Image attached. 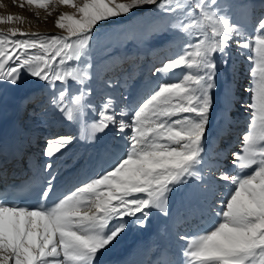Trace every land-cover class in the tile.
I'll return each instance as SVG.
<instances>
[{"label":"snow or ice","instance_id":"snow-or-ice-1","mask_svg":"<svg viewBox=\"0 0 264 264\" xmlns=\"http://www.w3.org/2000/svg\"><path fill=\"white\" fill-rule=\"evenodd\" d=\"M77 9L76 14L60 15L56 24L65 35H41L19 29L0 34V83L17 85L28 75L48 85L68 78L83 82L87 72L64 71L69 61L80 60L90 46L94 30L109 18L128 14L139 6L153 5L164 16L182 10L176 0H57ZM47 9L52 0H28ZM218 0H197L186 17L191 23L183 30L211 23L194 43L189 42L176 57L166 60L153 74L185 69L178 82H160L133 110L131 120L115 121L100 115L91 133L103 132L109 123L123 134L109 164L94 176L84 174L70 191L57 195L58 168L54 160L71 144L73 137L59 136L46 142L44 181L34 203H17L0 198V264H104L103 252L131 225L142 227L152 210L168 214V197L174 188L195 177L205 199L220 200L207 211L213 226L195 233L184 255L188 264H264V18L257 21L251 36L245 30L210 11ZM175 5V6H173ZM18 17L0 16V22ZM163 21V17L161 18ZM180 28V23L171 25ZM195 35V33H193ZM235 43L254 66V84L247 89L251 103L249 128L241 138V149L231 153L236 174L221 173L226 182L223 194L213 192L212 167L208 179L197 171L205 163V141L216 88V55L227 62L228 49ZM61 95L63 93L61 92ZM77 107L81 96L75 98ZM111 101L102 108L110 110ZM73 119V109L67 110ZM130 129V135L125 133ZM193 214L201 212L192 209ZM186 239V237H182ZM171 264V262H168Z\"/></svg>","mask_w":264,"mask_h":264},{"label":"bare ground","instance_id":"bare-ground-1","mask_svg":"<svg viewBox=\"0 0 264 264\" xmlns=\"http://www.w3.org/2000/svg\"><path fill=\"white\" fill-rule=\"evenodd\" d=\"M58 4L62 7L61 15L65 14V4ZM248 4L252 6L248 21L257 24L264 18V0H252ZM3 8L5 4L0 1V9ZM136 14L137 11L112 17L101 25L125 21ZM25 32L43 35L47 31L35 26L29 18ZM47 33L66 34L60 30ZM171 55L169 49L163 51L161 47L138 55H124L113 59L107 66L104 63L103 73L98 70V74L96 69L83 68L79 64L75 70L86 71L87 77L83 82L68 78L62 86L61 82L48 85L27 72L17 85L0 83V191L6 185L44 181V165L49 162L44 155L46 142L59 136L74 139L54 160V167L58 168L57 193L59 190L63 193L70 191L84 174L94 176L97 171H102L118 150L117 146L123 143V134L111 123L103 132L92 134L93 125L99 122L101 114L111 115L117 123L127 124L152 85L181 80L186 75L185 69L166 74L151 71L172 58ZM228 57V87L222 80H216L219 92L214 95L211 126L206 133L205 163L197 168L208 179L209 165H220L210 169L213 192L219 194L226 191V182L216 177L221 173L236 174L231 153L241 149L239 143L244 134L241 131L249 127L251 116L247 107L251 103V93L247 89L253 85V78L245 66L243 72L238 73L241 64L249 61L247 50L241 54L233 43L228 49ZM138 62L143 66L139 68ZM134 78L137 79L133 81ZM39 91L43 92L39 94ZM76 96H81L78 107ZM95 97L99 99L95 100ZM106 101L112 102L110 110L102 108ZM68 109H73L72 120L67 119ZM124 132L130 135L131 130L125 129ZM199 185L200 182L193 177L174 188L168 197V214L154 209L142 227L130 225L104 250V264H161L163 260L171 264H188L184 255L187 242L195 238V233L203 234L213 226L215 218L207 209L220 200L219 195L205 199ZM194 208H200L201 212L193 214Z\"/></svg>","mask_w":264,"mask_h":264},{"label":"rangeland","instance_id":"rangeland-1","mask_svg":"<svg viewBox=\"0 0 264 264\" xmlns=\"http://www.w3.org/2000/svg\"><path fill=\"white\" fill-rule=\"evenodd\" d=\"M0 1L5 4V8L0 9V13L4 12L5 14L0 16L6 17L8 15H12L19 18L7 23L0 22V29H5L0 30V34L7 35L12 31V29H19L21 32H25V27L27 26V20H29V18L35 26H38L39 28L41 27L43 31L48 32L50 30H60L66 33L65 29L59 28L56 24V21L61 15L62 8L58 6L59 4L55 2L56 0H52V3L47 9L38 8L36 5L29 4L28 0ZM74 2L76 4H82L80 0H74ZM117 2H127V0H117ZM161 2L162 0H157L158 4ZM176 2L185 5V7L182 10H178L168 16H164V13L160 9H155L156 6H139L137 9H133L130 13H128L132 14L135 13V11L138 12V14L132 16L131 19L108 25H100L94 30V36L90 41V46L82 54L80 60L77 62L69 61L63 70H75L78 65L81 64L83 68L89 67L93 70L96 69V73L98 70L103 73L102 69L104 68V63L105 66H107L113 59L120 58L124 55H138L145 51L151 52L153 49L159 47H161L163 51H167V49H169L171 51L172 58L176 57L183 51L187 43H194L198 38H200L201 33H210L211 31V23L202 21L201 28L192 29L191 32H185L183 30L184 24L191 23V20L186 17V13L189 10V6L194 5L197 0H176ZM250 2H252V0H218L217 5L211 8L210 11L215 12L217 17L227 19L228 22L235 27L242 28L245 30L246 35L251 36L256 24L248 21V18L250 17L249 10L252 7L248 4ZM154 9L155 11L153 12ZM64 10L67 14L78 15L77 9L71 7L70 5H65ZM162 17L163 21L161 20ZM175 23H180L181 27L172 28L171 25ZM47 32L43 35L56 34ZM193 33H195V35H193ZM247 54L249 55L250 53L247 51ZM215 59L217 62V74L215 79L217 82L222 80L224 83L223 85L228 87L227 80L230 76L229 57H227L226 63L223 61L224 58L219 55H216ZM137 64L139 68L143 66V63L141 62H138ZM244 66L251 69L254 65L250 63V61L244 62L241 64L239 68L240 71L238 73L243 72ZM184 72L187 74V70H184ZM136 79L137 78H134L133 81ZM96 86L97 89L100 88V85L97 84ZM41 92L43 91H39V94ZM218 92L219 85H216V88L212 92L213 106L216 98L214 95H217ZM98 99L99 97H95V100ZM210 113L212 115V110ZM213 128L210 130H213ZM248 128L242 130L241 134H246ZM239 144L241 147V143Z\"/></svg>","mask_w":264,"mask_h":264},{"label":"crops","instance_id":"crops-1","mask_svg":"<svg viewBox=\"0 0 264 264\" xmlns=\"http://www.w3.org/2000/svg\"><path fill=\"white\" fill-rule=\"evenodd\" d=\"M155 9H157V7L155 8ZM155 9L153 10V12L155 11ZM126 33V32H125ZM126 37V36H125Z\"/></svg>","mask_w":264,"mask_h":264}]
</instances>
